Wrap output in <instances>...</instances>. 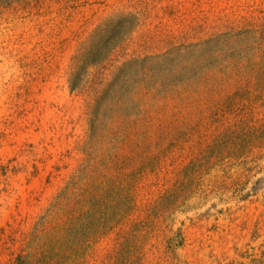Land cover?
I'll return each mask as SVG.
<instances>
[{"label": "rangeland", "instance_id": "obj_1", "mask_svg": "<svg viewBox=\"0 0 264 264\" xmlns=\"http://www.w3.org/2000/svg\"><path fill=\"white\" fill-rule=\"evenodd\" d=\"M0 264H264V0L0 6Z\"/></svg>", "mask_w": 264, "mask_h": 264}, {"label": "trees", "instance_id": "obj_2", "mask_svg": "<svg viewBox=\"0 0 264 264\" xmlns=\"http://www.w3.org/2000/svg\"><path fill=\"white\" fill-rule=\"evenodd\" d=\"M16 1H19V0H0V6L11 4V3H14ZM90 50H92V49H90ZM70 90H72V91L75 90V88L72 84L70 85Z\"/></svg>", "mask_w": 264, "mask_h": 264}]
</instances>
